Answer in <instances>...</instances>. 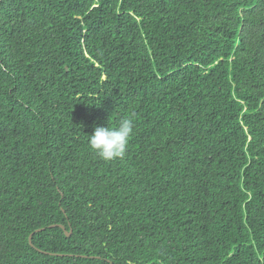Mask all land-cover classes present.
Here are the masks:
<instances>
[{"label": "trees", "instance_id": "16d2710c", "mask_svg": "<svg viewBox=\"0 0 264 264\" xmlns=\"http://www.w3.org/2000/svg\"><path fill=\"white\" fill-rule=\"evenodd\" d=\"M0 264H264V0H0Z\"/></svg>", "mask_w": 264, "mask_h": 264}, {"label": "clouds", "instance_id": "9594fccd", "mask_svg": "<svg viewBox=\"0 0 264 264\" xmlns=\"http://www.w3.org/2000/svg\"><path fill=\"white\" fill-rule=\"evenodd\" d=\"M134 131L131 119H121L115 125L96 126L88 136L89 146L101 159L111 161L123 158L126 154L130 137Z\"/></svg>", "mask_w": 264, "mask_h": 264}, {"label": "water", "instance_id": "95a60500", "mask_svg": "<svg viewBox=\"0 0 264 264\" xmlns=\"http://www.w3.org/2000/svg\"><path fill=\"white\" fill-rule=\"evenodd\" d=\"M40 231V230H39ZM71 235V231L69 233H67V236H70ZM30 243L32 245V236L30 237Z\"/></svg>", "mask_w": 264, "mask_h": 264}]
</instances>
